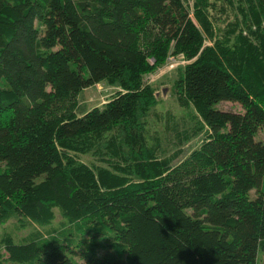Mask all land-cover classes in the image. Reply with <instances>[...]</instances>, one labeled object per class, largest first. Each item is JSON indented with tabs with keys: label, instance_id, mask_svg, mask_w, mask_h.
Segmentation results:
<instances>
[{
	"label": "trees",
	"instance_id": "obj_1",
	"mask_svg": "<svg viewBox=\"0 0 264 264\" xmlns=\"http://www.w3.org/2000/svg\"><path fill=\"white\" fill-rule=\"evenodd\" d=\"M171 56L203 136L178 164L145 129ZM262 129L264 0H0V228L66 223L4 230L0 264H261Z\"/></svg>",
	"mask_w": 264,
	"mask_h": 264
},
{
	"label": "rangeland",
	"instance_id": "obj_2",
	"mask_svg": "<svg viewBox=\"0 0 264 264\" xmlns=\"http://www.w3.org/2000/svg\"><path fill=\"white\" fill-rule=\"evenodd\" d=\"M186 63L187 61L182 56H171L164 67L146 77V82L157 90L159 100L158 105L146 120V137L149 145H158L160 147L159 156L161 158L176 157L175 154L181 150L182 152L174 160L175 164L184 160L192 150L200 146L203 140V136L200 135L180 146L186 135L189 136L192 133L194 127L189 113L178 105L172 93V86L177 77V70ZM117 89V86H111L107 83L99 84L84 92L83 103L87 109L101 106ZM219 109L232 112L242 111V107L239 104L230 102L220 104ZM257 139L264 143V129L259 132ZM79 160L89 166H101L104 164L103 157L98 153L80 156ZM15 225L16 222L11 221L5 227L3 226L4 228H0V235L4 230L8 232L13 231L18 238H24L32 235V232L35 231L48 235L55 228L64 230L66 227L65 221L59 214H57L53 227L33 225L29 230L18 233L16 232ZM261 264H264V256Z\"/></svg>",
	"mask_w": 264,
	"mask_h": 264
}]
</instances>
